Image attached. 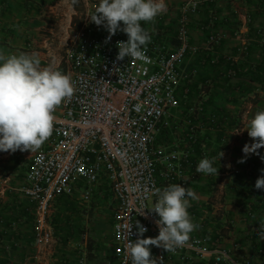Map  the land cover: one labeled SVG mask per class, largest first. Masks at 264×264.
<instances>
[{
	"label": "crops",
	"instance_id": "1",
	"mask_svg": "<svg viewBox=\"0 0 264 264\" xmlns=\"http://www.w3.org/2000/svg\"><path fill=\"white\" fill-rule=\"evenodd\" d=\"M184 1L166 0L165 13L154 22H142L151 39L165 42L169 48L177 45L176 24ZM201 1L199 10L190 15L188 30L196 51L179 65V107L166 141L185 139L183 119L188 107L200 100L205 116L214 119L207 124L204 118L194 134L199 146L195 163L205 156L223 155L216 176L198 173L190 187L195 196L192 209L197 213L194 223L199 225L190 236L202 235L211 248H225L232 263L220 264H264V193L255 189L264 161L250 155L247 160L254 164L252 172H246L238 162L243 145L251 142L243 128L253 112L264 108L260 81L264 72L259 70L264 66V0ZM97 3L80 0L72 6L71 0H0V50L5 54L35 53L42 66L58 67L76 30L92 27L94 34L105 30L88 17ZM210 26L225 34L213 49L206 46ZM194 66L197 72L191 75ZM234 66L235 75L228 76ZM59 110L57 107L53 115ZM219 135L225 141L218 139ZM34 152H0V264H117L112 239L114 201L103 176L90 185L77 181L72 194L54 198L48 220L53 242L44 246L37 241L34 206L20 190V174L28 168L24 158L31 160ZM259 152L264 155V148ZM102 209L106 212L103 216ZM104 225L109 233L103 232ZM190 258L192 253L185 251L165 264H190ZM195 264L214 263L206 257Z\"/></svg>",
	"mask_w": 264,
	"mask_h": 264
},
{
	"label": "built area",
	"instance_id": "2",
	"mask_svg": "<svg viewBox=\"0 0 264 264\" xmlns=\"http://www.w3.org/2000/svg\"><path fill=\"white\" fill-rule=\"evenodd\" d=\"M201 4V0H185L180 6L175 47L151 39L139 59H116L117 41L127 40L122 31L107 43L106 30L94 34V28L86 27L74 32L66 45L63 64L58 66L71 75L74 94L58 106L53 133L31 156L20 186L34 206V236L39 243L48 246L53 242L48 220L54 198L72 194L77 181L90 185L103 176L114 201L113 255L117 264H130L128 238L135 240L136 235L133 225L132 234L127 236L126 226L138 220L148 229L144 236L158 235V217L148 209L154 189L175 183L190 189L197 180L194 134L204 118L207 124L214 119L212 115L205 116L202 102L198 100L187 109L183 141L159 142L158 137L175 127L172 122L179 107V65L196 51L188 23ZM212 27L206 39L208 49L225 38L223 32ZM196 72L195 66L190 69L191 75ZM234 75L235 69H229L228 76ZM243 165L246 172L254 169L251 160L246 159ZM188 211L195 222L197 213L192 203ZM150 250L157 264H165L185 251L192 253L190 264L206 257L214 264L232 263L225 248H211L202 235L190 236L174 252L156 246H150Z\"/></svg>",
	"mask_w": 264,
	"mask_h": 264
},
{
	"label": "clouds",
	"instance_id": "3",
	"mask_svg": "<svg viewBox=\"0 0 264 264\" xmlns=\"http://www.w3.org/2000/svg\"><path fill=\"white\" fill-rule=\"evenodd\" d=\"M80 0H71L78 5ZM167 11L166 0H98L88 17L108 33L107 43L118 31L126 33V41H117V60L142 58L151 32L144 23L154 22ZM144 22V23H142ZM75 91L71 75L54 65L42 66L35 53L18 52L5 54L0 50V152L36 151L52 135L56 108ZM251 138L242 147L244 163L250 155L264 161L259 150L264 148V108L252 113L243 128ZM201 158L196 172L217 175L218 159ZM255 189L264 193V169L255 181ZM152 206L148 208L157 215L155 223L158 235L146 237L147 228L138 220L126 226L127 236L135 226V240L128 238L127 252L130 264H157L149 246L163 248L168 253L183 247L190 234L199 226L194 223L189 208L195 198L191 189L180 183L157 187L152 192Z\"/></svg>",
	"mask_w": 264,
	"mask_h": 264
},
{
	"label": "trees",
	"instance_id": "4",
	"mask_svg": "<svg viewBox=\"0 0 264 264\" xmlns=\"http://www.w3.org/2000/svg\"><path fill=\"white\" fill-rule=\"evenodd\" d=\"M233 68L236 70V67H235V66H234ZM259 70H260L261 72H264V66H263L261 69H259ZM251 79L254 80V81H258V80H257L256 78H254V77H252ZM260 81H261V85H264V77L261 78ZM221 117H222V119L224 120L226 116H225L224 114H222ZM219 123H222V122H219ZM228 127H229V125H228ZM167 134H168V130L165 131V132L162 134V135H163V138H165L164 141H166V140L169 138V137H166ZM163 138H162V137H161V138L158 137V141L160 140L159 142H162V141H163ZM225 138H226V137H225ZM227 138H228V136H227ZM218 139L222 140L221 137H220V135H219ZM222 143H226V142H222ZM221 145L224 146L225 144H220V146H221ZM198 147H199V146H198L197 143H196V148H198ZM18 164L20 165V161L17 162L16 165H18ZM15 167H16V166H15ZM24 175H25V170H23V171L21 172L20 177H22V179H23V178H24Z\"/></svg>",
	"mask_w": 264,
	"mask_h": 264
},
{
	"label": "rangeland",
	"instance_id": "5",
	"mask_svg": "<svg viewBox=\"0 0 264 264\" xmlns=\"http://www.w3.org/2000/svg\"><path fill=\"white\" fill-rule=\"evenodd\" d=\"M159 137H160V138H161V137L163 138V135L160 134ZM166 137H167V136H166ZM164 140H165V138H163V141H164ZM159 141H160V140H159ZM23 152H24V151H23ZM23 155H24V153H23ZM23 158H24V157H23ZM24 160H25V163L27 162V165H26V166H28V164H29L28 162H29V160H30L29 157H25ZM105 208H106V209H110V206H109V205H106ZM101 213H102L101 216H103V215L106 214V212L104 211V209L101 210ZM105 227H106V229H105ZM103 229H104L103 232L107 231V232L109 233V230H108V226H107V225H104ZM108 233H107V234H108Z\"/></svg>",
	"mask_w": 264,
	"mask_h": 264
}]
</instances>
